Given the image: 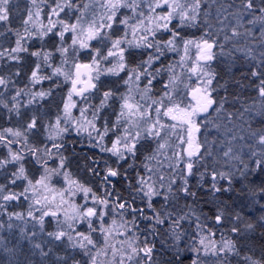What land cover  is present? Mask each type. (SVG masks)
<instances>
[{"label":"snow or ice","instance_id":"1","mask_svg":"<svg viewBox=\"0 0 264 264\" xmlns=\"http://www.w3.org/2000/svg\"><path fill=\"white\" fill-rule=\"evenodd\" d=\"M0 264H264V0H0Z\"/></svg>","mask_w":264,"mask_h":264},{"label":"rangeland","instance_id":"2","mask_svg":"<svg viewBox=\"0 0 264 264\" xmlns=\"http://www.w3.org/2000/svg\"><path fill=\"white\" fill-rule=\"evenodd\" d=\"M87 138L85 137V146L81 147L80 145H78L80 148L84 149V150H88L87 147Z\"/></svg>","mask_w":264,"mask_h":264},{"label":"trees","instance_id":"3","mask_svg":"<svg viewBox=\"0 0 264 264\" xmlns=\"http://www.w3.org/2000/svg\"><path fill=\"white\" fill-rule=\"evenodd\" d=\"M23 2H24V0H21V3H22V4H23ZM78 150H80V151H84V149L80 148L79 146H78Z\"/></svg>","mask_w":264,"mask_h":264},{"label":"flooded vegetation","instance_id":"4","mask_svg":"<svg viewBox=\"0 0 264 264\" xmlns=\"http://www.w3.org/2000/svg\"><path fill=\"white\" fill-rule=\"evenodd\" d=\"M84 151H87V150H84Z\"/></svg>","mask_w":264,"mask_h":264}]
</instances>
